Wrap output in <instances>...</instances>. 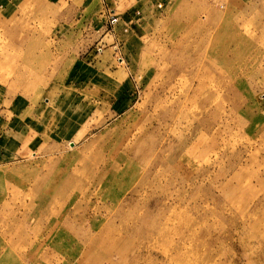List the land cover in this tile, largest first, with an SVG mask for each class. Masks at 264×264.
I'll list each match as a JSON object with an SVG mask.
<instances>
[{
  "label": "rangeland",
  "instance_id": "rangeland-1",
  "mask_svg": "<svg viewBox=\"0 0 264 264\" xmlns=\"http://www.w3.org/2000/svg\"><path fill=\"white\" fill-rule=\"evenodd\" d=\"M0 264H264V0H0Z\"/></svg>",
  "mask_w": 264,
  "mask_h": 264
},
{
  "label": "built area",
  "instance_id": "built-area-1",
  "mask_svg": "<svg viewBox=\"0 0 264 264\" xmlns=\"http://www.w3.org/2000/svg\"><path fill=\"white\" fill-rule=\"evenodd\" d=\"M117 23V19L115 17H111L110 20H109V24L110 25H115Z\"/></svg>",
  "mask_w": 264,
  "mask_h": 264
},
{
  "label": "bare ground",
  "instance_id": "bare-ground-1",
  "mask_svg": "<svg viewBox=\"0 0 264 264\" xmlns=\"http://www.w3.org/2000/svg\"><path fill=\"white\" fill-rule=\"evenodd\" d=\"M171 108H172V107H171ZM174 108H175V107H174ZM172 110H174V109H172ZM129 131H130V130H129ZM129 131H128V132H129ZM129 133H131V132H129ZM127 135H128V134H127ZM127 135H126V136H127ZM129 136H130V135H129ZM132 136H133V135H132ZM124 137H125V136H124ZM125 139H126V138H125ZM121 140H122V139H121ZM126 140H127V139H126ZM119 141H120V140H119ZM127 141H128V140H127ZM120 143H121V142H120ZM124 143H125V142H124ZM128 144H129V143H128ZM116 145H117V144H116ZM129 146H130V145H129ZM125 148H127V147H125ZM128 148H129V147H128ZM119 149H120V148H119ZM125 151H126V150H125ZM119 153H120V152H119ZM127 157H128V156H127ZM129 158H130V157H129ZM98 170H99V169H98ZM106 170H107V169H106ZM105 172H106V171H105ZM107 172H108V171H107ZM102 179H103V178H102Z\"/></svg>",
  "mask_w": 264,
  "mask_h": 264
},
{
  "label": "crops",
  "instance_id": "crops-1",
  "mask_svg": "<svg viewBox=\"0 0 264 264\" xmlns=\"http://www.w3.org/2000/svg\"><path fill=\"white\" fill-rule=\"evenodd\" d=\"M111 17H112V16H111ZM111 17H110V18H111Z\"/></svg>",
  "mask_w": 264,
  "mask_h": 264
}]
</instances>
